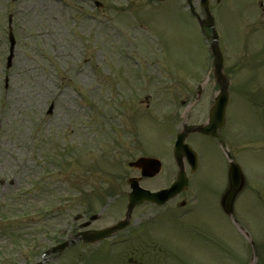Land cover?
I'll use <instances>...</instances> for the list:
<instances>
[{
	"label": "rangeland",
	"instance_id": "obj_1",
	"mask_svg": "<svg viewBox=\"0 0 264 264\" xmlns=\"http://www.w3.org/2000/svg\"><path fill=\"white\" fill-rule=\"evenodd\" d=\"M184 2L0 0V203H10L8 216H17L13 224L0 222V253H12L9 264L40 261L45 250L65 238L73 216L89 205L91 214L100 215L95 227L112 225L124 213L126 179L138 175L129 161L161 160V173L142 181V187L157 190L174 181L175 135L183 124L205 120L213 85L210 34L205 39ZM192 3L203 17L198 1ZM217 4L211 0L210 7L221 50L231 52L237 66L227 136L240 141L237 159L245 186L234 216L224 214L219 204L228 187L224 156L210 139L191 136L201 162L190 177L186 204L179 207L178 197L160 209L135 211L129 231L152 220L159 228L151 240L156 246L144 257L137 254L136 264H257L264 247V110L256 111L264 106V94L256 91L264 85L257 73L264 67L246 66L264 61L262 15V29L258 23L264 0ZM9 14L16 44L6 69ZM195 91L202 95L196 104ZM69 159L73 163L67 164ZM49 171L51 177L36 187ZM108 186L117 192L105 200L86 195ZM58 199L66 202L61 208L67 207L36 217V208ZM163 210L170 212L159 218ZM250 243L257 246L253 254ZM80 251L76 246L48 257L46 264L127 261L118 247L95 259L75 258Z\"/></svg>",
	"mask_w": 264,
	"mask_h": 264
},
{
	"label": "water",
	"instance_id": "obj_2",
	"mask_svg": "<svg viewBox=\"0 0 264 264\" xmlns=\"http://www.w3.org/2000/svg\"><path fill=\"white\" fill-rule=\"evenodd\" d=\"M213 53L215 55V66H216V68H219L221 66V57H220L219 53L217 52L216 45L213 46ZM225 93H226L225 90L221 89V92H220V94L216 100V102H217L216 106L214 107V109L211 112L210 124L207 127H198V128L189 127V128H187V130L198 131V132H201L203 134H213L214 131L216 130L218 124H220L223 120L224 107H225V103H226ZM185 136H186V133L180 134L178 136V141L175 145V157L179 163V166L181 164V157L183 155H186L187 157H193L194 158V154L189 150V148L182 144V141H183ZM142 160L143 161H140L138 164H141L142 162L146 161L144 159H142ZM194 163H195V160L193 161V164ZM149 164L151 165L152 170H154V171L157 170L158 163L156 161L149 160ZM229 183H230L229 190L225 194V196L223 197V200H222V206H223V208L227 214L232 213L233 200H234L237 192L242 187L241 173H240L239 169L237 168V166H235V165H232V167L230 169ZM186 187H187V180L184 176L182 167L180 166V173L178 175V180L171 190H169L165 193H158V194L150 195L147 192L139 190L136 188L134 190V192L131 194L130 199H131L132 203L139 202L141 199H144V198L151 199L153 201L162 203L167 198L171 197L175 192H179V191L185 189ZM122 226H123V224L119 225L118 228H120ZM114 230H116V229L115 228L114 229H107V230H103L100 232H96L92 235L91 239H85V240L88 242L100 240L103 237L110 235ZM59 248H62V246ZM53 251H55V248L53 249Z\"/></svg>",
	"mask_w": 264,
	"mask_h": 264
},
{
	"label": "trees",
	"instance_id": "obj_3",
	"mask_svg": "<svg viewBox=\"0 0 264 264\" xmlns=\"http://www.w3.org/2000/svg\"><path fill=\"white\" fill-rule=\"evenodd\" d=\"M259 264H264V260H260V263Z\"/></svg>",
	"mask_w": 264,
	"mask_h": 264
}]
</instances>
